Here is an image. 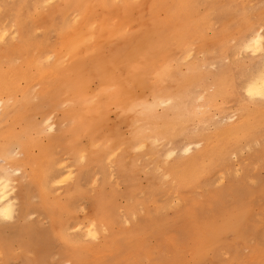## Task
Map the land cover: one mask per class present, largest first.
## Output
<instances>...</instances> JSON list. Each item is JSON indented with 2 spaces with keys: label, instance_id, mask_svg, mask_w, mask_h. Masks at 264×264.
I'll use <instances>...</instances> for the list:
<instances>
[{
  "label": "rangeland",
  "instance_id": "obj_1",
  "mask_svg": "<svg viewBox=\"0 0 264 264\" xmlns=\"http://www.w3.org/2000/svg\"><path fill=\"white\" fill-rule=\"evenodd\" d=\"M21 1L0 0V27L5 25L11 27L14 24V16ZM129 1L134 5L141 3V0ZM27 2L29 5L22 13V18H25L31 27L30 35L39 42L46 38L48 45L46 51L54 49L53 47L60 45L61 41L59 32L61 24L64 22L62 15L55 14L54 26L48 30L40 21H37L40 14L50 10V8L44 9L42 7L38 9V6L44 5L46 0H27ZM52 2L54 4L58 3L57 0H52ZM113 2V5L119 4L116 0H113ZM142 9L146 11V6H142ZM263 11L264 0H191L188 7L170 9L171 15L176 19L175 28L179 31L185 27L191 32L190 36L194 43L193 54L199 58L201 65L207 64L211 67L215 64L221 68L224 75H231L233 78L235 77L234 79L239 78L242 69L258 66L260 63V51L257 49L255 52L250 53L248 49L242 47L241 43L251 33V27H249L251 24L246 21L252 18L258 20L261 15H264ZM104 13H106L104 10L97 8L94 11V16L96 14L101 16ZM157 15L162 21H166L168 17V13L164 10ZM70 19L68 18L67 21ZM131 25L135 29V22ZM46 51L21 52L12 50L7 52L6 45L0 44V56H2L0 58V73L10 74L15 83L14 90L10 95H2L3 106H7L8 114L0 118V142L5 140L4 136L10 135L8 140L13 141V145L18 144L22 148V153H16L12 150L13 145H11L9 156L13 157V160L16 157L18 159L13 161L9 156H7L8 159L0 156V161H3L0 162L2 166H0V169L3 168L1 169V172H3L2 170L14 168L17 163L22 164L27 175L26 184L28 189L26 195L30 201L29 206L22 211L15 224L7 228L0 227V238L2 239H0V262H3V264H8L9 261L11 264H27L28 260L36 258L35 250L34 252L31 250L32 242L30 239L39 237L41 232H53L55 224L51 219L52 215L48 208L51 204L63 203L65 205L60 213L65 227L69 223L73 225L77 222L85 225L92 218L93 208L96 206L95 198L97 197H102L107 204H111L115 212L114 221H116V224L109 232L120 231L127 234L129 231H133L136 226H138L136 230H142L144 225L140 224L139 221L143 219L158 218L156 221H160L161 218L164 219V226L162 227L164 230L160 234L152 233L148 235L141 247V250L143 249L141 252L140 250L136 253L129 251L122 259L123 261L114 264H158V262L170 259L190 260L193 256L184 254L183 245L177 243V232L180 230L178 222L182 221L181 224L186 222L183 215L185 208L189 204L194 205L195 202L199 207L205 208L208 206L207 208L211 210L212 201L217 196H223L239 197L245 203L247 202L245 204V211L248 213L247 225H251L252 230L242 236V240L236 234L227 233L220 249L213 253L202 254L201 252L195 258L206 260L208 264H233L237 259H247L252 262L256 261L254 264H260L261 260L264 259V255H262L264 250L261 247L264 244L263 126L259 127L254 137L241 141L242 144L241 142L237 144L232 139L224 140L222 144L226 145L225 151L211 157L214 164H212L210 172L201 177L194 187L186 188L171 182L167 183L171 180L170 178L164 179V177L166 176L167 165L174 162V160L194 154L196 150L201 148L209 149L215 143V140L214 138L212 141L206 139L212 137L217 139L223 133L221 132L222 127L234 122L231 119V113L238 107L243 105L246 113L249 110L264 111V107L258 103L245 105L241 94L239 92L234 93L229 96L222 107L215 110L214 118L210 117L203 123H187L184 130L174 137L173 142L159 139L156 144L155 142L151 144V141L147 140L145 149H139L137 146L128 148L123 145L112 164H108L106 161L88 162L85 171L83 166L77 163V152L74 149L76 142L86 139L84 136L74 142L63 140V143H53L52 141L59 134V131L65 127L62 119V111L64 110L62 106L65 103L53 112L47 108V97L43 96L47 84L46 67H48L47 60H49ZM182 53L183 50L175 48L169 55L172 57L169 61L171 62L177 58L182 59ZM45 57L47 60L44 59ZM163 63L162 59L159 64ZM42 65L44 70L41 67ZM183 71L186 72L187 69L185 68ZM153 81L151 78L152 84ZM177 83H181L179 76H177L175 83H170V87L176 89ZM138 93L140 94V92ZM140 95L141 100L151 101L148 90ZM67 103L70 104L72 101ZM64 108L66 107L64 106ZM169 114L164 109L155 110V115L161 116L159 121L164 120ZM47 119L52 120L51 123ZM108 121L107 129L117 130L121 136H128L127 130L132 129L127 122L121 121L119 111L114 107H111ZM226 121L227 123H225ZM124 126H126V129ZM45 128L48 130L44 131ZM8 129L9 132H7ZM190 133L196 136L192 137L189 135ZM87 141L91 144L89 139ZM189 144L193 149L191 152L186 153L185 147ZM46 152L50 157L47 156ZM168 152L173 155L169 157ZM21 155L24 160L21 159ZM52 155L58 161H62V170L65 172L72 171V175L65 184L51 185L50 193H48L44 191L43 183L45 179L43 177L47 174L48 170L46 171L45 168L48 165L46 164L49 163L50 165ZM209 155V153H205L201 158H207ZM163 156L165 157L163 158ZM6 159L7 161H5ZM25 160L28 162L27 164H24L26 163ZM30 161L32 164L29 163ZM4 164L6 167L11 166L6 168ZM17 170L19 171V169ZM57 171L61 172V170ZM81 176L90 178V184H82ZM41 182L44 188L41 186ZM127 211L135 212L134 217L137 218V220H130L134 225L132 229L120 226L124 223L122 218H126ZM20 226H23L26 230H36V233H31L28 238L24 232H20L24 234L19 237V233L17 234L16 231L19 230ZM143 230L142 232H144ZM103 236L102 232L101 243L104 241ZM157 237L158 239H156ZM245 238H247L246 241ZM18 241L24 242L20 244ZM101 243L93 246L92 250L89 251L90 258L96 261L102 259L98 251ZM229 244L233 247H228ZM23 245L25 246L23 247ZM49 251V254L48 252L45 254L47 257H44V260L47 259L50 264H55L56 261L61 262V264H68L71 261L66 251L55 242Z\"/></svg>",
  "mask_w": 264,
  "mask_h": 264
},
{
  "label": "bare ground",
  "instance_id": "obj_2",
  "mask_svg": "<svg viewBox=\"0 0 264 264\" xmlns=\"http://www.w3.org/2000/svg\"><path fill=\"white\" fill-rule=\"evenodd\" d=\"M116 1L119 2L118 5H113V0H57L58 3H56V5L58 7H56L55 9L50 8L48 12L40 14L37 19V21H40L48 30H50L54 26L55 14L57 13L59 15H62L63 17L64 22H62L59 32V37L61 40L60 45L53 47L54 49H50L48 51H46V47L48 48L46 38H44L40 42L34 40L33 37L30 35L31 27L26 22V19L22 18V13L25 9L28 8L29 5L27 0H22L18 5V8L16 10L17 13L14 16V24L18 30L19 38L17 41L10 42L8 45H6L7 52L12 50L21 52H29L34 50L46 51L48 57H52L51 61L47 60L46 57L44 58L45 60H47L48 64H46L48 67H46V89L44 91V95H42L47 97V108L49 111L53 112L64 103V106L67 105L66 108L62 106L64 110L61 109L63 110L62 119L65 123V127L64 129H61L59 131V134L52 140L53 143H63V140L74 142L77 139H80L81 136H84L86 138L85 140L89 139L90 141H92V139H95L96 137L102 138L101 129L107 128V123H110V121H108V115L111 110V107H114L117 111H119V118H121V121L127 122L132 127V129L135 128L137 136L141 139V143L143 145L142 147L141 145L135 144L134 139L130 137L128 141L123 144L126 145L128 148L132 146H137V148L139 149H145L147 147V140H150L151 144H153V142H155L156 144V141H158L159 139L168 142H173L174 137L177 134L181 133L187 125V122H179L178 114L175 113H170L164 120L159 121V119H161V116H156L155 111H146L143 108L139 107L134 108L133 101L139 100L143 104L150 105L153 102V84L151 83V78L155 80V73L152 70L160 65L159 62L162 59L164 63L170 62L169 59L171 60L172 57L169 55L175 48H179L180 50L184 51V47L186 45H176L172 43L169 39V37H171L173 33L178 31L177 28H175L176 19L174 16L171 15L170 9H173L176 5H183L184 7H188L191 0H141V3L137 5L132 4L129 0ZM77 4L95 6L88 9V15L91 17L92 24L96 26L95 29H93L90 25L88 27H85L83 23L79 24L78 26L73 25L72 17L74 16V9L59 7L62 5ZM142 6H146V11L142 9ZM97 8L104 10L106 13L101 16L97 14L94 16V11ZM163 10L168 13L166 21L160 20L157 15L160 11ZM68 18L71 19L67 21ZM134 22L135 29L131 27V24ZM69 23L71 24L69 25ZM249 27H251V25ZM179 31L185 32L189 35L191 33L189 32V29L185 27ZM28 37H30V40H27L26 42V38ZM261 39H264V37L261 36L259 30H256L255 34L251 32L250 36L244 42H242L241 45L243 48L248 49V44L250 42L259 41ZM261 46H257V49L259 50V47ZM237 47L240 48L239 46ZM0 58H2V56H0ZM133 64L136 65L140 69V71L134 74L131 79L125 81L126 91L124 92V94L106 92L101 90V88L104 87V84H101L102 80L107 81L113 77L119 78L121 73H123V75L125 76H128V69ZM41 67L44 70L43 65ZM175 81H177V77L175 78ZM38 82H40V80H38ZM188 82L189 81H181L180 84L177 83L176 90L183 89L187 86ZM14 84V79L10 74L0 73V100H2L3 94L10 95L13 92ZM98 84L100 85V88H97ZM217 86L218 88L222 87L223 82L218 81ZM258 86L259 85L257 84V87ZM146 90L150 92V102L146 100H141L142 97L140 94H143ZM138 92H140V94ZM84 96L94 97V102L80 103ZM69 101H72V103L68 104L67 102ZM0 108V118H3L5 115L8 114V108L7 106L4 107L3 105L0 106ZM51 121L49 122L51 123ZM166 125H170L171 130H169ZM260 126H263L264 128L263 110H249L246 113V116L243 121H234L233 123L226 124L222 127L221 132L223 133L220 134L217 139L215 137L206 139L208 141H212V139L214 138L215 140V143L209 149H198L194 154L176 159L171 164H168L166 167L165 175L170 178L171 181L167 183L171 182L177 186H183L186 188L194 187L201 177L210 172L211 166L212 164H214L213 158L211 157L219 155L223 151H225L226 145L222 144L224 140H227L224 137V132L230 133V138L228 139H232L237 144H240L241 141L249 140L254 137L257 134ZM108 130L111 133L118 132L117 130ZM7 132H9V129ZM10 133L12 132L10 131ZM189 135L192 137L196 136L193 133H190ZM8 136L10 135L4 136L5 140L0 142V156L5 158L9 156L11 148L10 146L13 145V141L8 140ZM113 139L115 140L116 137L113 136ZM17 143H19V141H17ZM96 143H100V140L96 139ZM192 149L193 147L189 144L185 147V152L189 153ZM205 153H209L210 155L207 158H201ZM47 156L50 157L49 154H47ZM47 156L46 159L48 158ZM164 157L165 156H163V158ZM7 159L5 161H7ZM16 159L18 158L16 157ZM16 159L12 160L15 161ZM56 161L57 158L52 155L50 159V165L49 163L46 164L49 168L47 169L46 167L45 170L48 171H43L47 173L45 176L46 178L43 177L44 175L42 176L43 179L50 181V183L47 184V189L44 190L48 193H50L51 185L56 184L55 181L51 179V177H58L61 172H63L64 174H69L70 172L72 174V171H63L62 168L55 163ZM102 161L106 160L103 158V154L101 153L89 162L99 163ZM61 162L59 161L60 165ZM27 163L28 162L24 164ZM57 170H61V172L59 173ZM43 172L42 174H44ZM45 196H47V194H45ZM101 203L109 209L110 214L109 222L98 223L96 229L101 234L105 227L108 228V236H103L104 241L102 243L100 242L101 245L98 248V251L102 256L101 261H96L95 259L90 258L89 251L92 250L91 248L66 251L71 261L80 260L90 262V264L119 263V261H123L122 259L125 258L127 252L133 251L136 253L139 250L141 252L143 250H141V247L142 245H144L143 243L148 235L152 233L160 234L164 230V228H162L164 226V219L161 218L160 221H156V219L158 218L155 217L156 219H143L141 221H139L140 219L138 220L140 224L144 225L142 227V230L145 229L143 230L144 232H142V230H136L138 226H136L133 231H129L127 234H124L120 231L109 232L113 229V224L111 221L115 220V212L111 204H107L102 199V197L95 198L96 206L93 208V215H91L92 218L89 220L95 218V209ZM193 204L194 206H198L197 204H195V202ZM48 208L50 209L52 215L51 219L53 220L54 224L57 225L59 222L62 221L60 213L65 208V205L63 203H55L51 204V206ZM125 215L126 217H134L135 212L133 213L127 211ZM247 218L248 213L245 211L244 218L240 227L237 230H233L231 232L233 234H236L237 237H241V240L242 236H245L252 230V228L250 227L251 225H247ZM134 219L137 220V218L135 217ZM88 222L85 225H82L80 222H77L73 224V226L80 228L81 234L86 236L87 228L91 226ZM181 222L182 221H180V223L178 222V224L180 225ZM16 232L17 234L19 233V237H21L25 233V235L29 238V235L31 233H36V230H26L23 226H20L19 230ZM225 234H227V232ZM156 239H158V237ZM246 239L247 238H245V241ZM30 241L32 242V246L30 245L31 250L33 252L35 250L36 252V258L33 260H44V257H47L45 256V254L47 252L49 254V250L55 242L53 239V232H41L39 237L32 238L30 239ZM18 242L22 244L24 241ZM222 242L224 243V239L214 250H205L202 251V254H206L207 252H216L222 247ZM24 246L25 245H23V247ZM228 247L232 248L233 246L229 244ZM30 261L32 260H28L27 264H29Z\"/></svg>",
  "mask_w": 264,
  "mask_h": 264
},
{
  "label": "snow or ice",
  "instance_id": "obj_3",
  "mask_svg": "<svg viewBox=\"0 0 264 264\" xmlns=\"http://www.w3.org/2000/svg\"><path fill=\"white\" fill-rule=\"evenodd\" d=\"M55 9L58 7L52 0H46L38 9ZM59 7L74 9V16L72 17L73 25L83 23L85 27L89 25L95 29L92 24L91 17L88 15V9L95 7L93 5L77 4V5H62ZM175 7H184L183 5H176ZM251 24V32L255 34L256 29L262 37H264V15H261L258 20L252 18L246 21ZM19 38L18 30L15 24L11 27L5 25L0 27V44L8 45L10 42H15ZM172 43L176 45H186L182 53L183 58H177L171 62H165L154 68L155 80L153 81V97L150 105L143 104L139 100L133 101V106L143 108L146 111H155L156 109H164L166 112L178 114L179 122H187L195 124L196 122L203 123L210 117H215V110L222 107L230 95L239 92L245 105L260 104L264 107V39L259 41H252L248 44V51L255 52L257 46L261 53L260 63L258 66H251L242 69L239 73V78L234 79L231 75H224L221 68L213 64L209 67L207 64L201 65L199 58L193 54L194 43L189 34L177 31L169 37ZM30 40V37L26 38ZM49 61L52 57H48ZM175 65V67H173ZM187 71H183V69ZM140 69L136 65H132L128 69V76L120 74L119 78H111L107 81H101L104 87L102 91L124 94L126 91L125 81L138 73ZM179 76L181 81H189L187 86L181 90H176L170 87V83H175V78ZM217 81H222L223 86H217ZM257 84L259 85L257 87ZM100 88V85H97ZM94 97L84 96L80 103H93ZM3 101L0 100V106ZM67 107V105H65ZM246 116L244 106L238 107L231 113L232 121L241 122ZM118 123V120L116 121ZM227 123V121L225 122ZM126 129V126H124ZM166 127L171 130L170 125ZM48 129H44L47 131ZM162 130V129H160ZM128 136H121L120 133H111L107 128L101 129V137L92 139L91 144L87 140L78 141L74 147L77 152V163H80L86 171V166L89 161L96 158L99 154H103V158L108 164L114 162V158L118 156L122 145L126 143L129 137L134 139L135 144L143 146L141 139L137 136L135 128L127 130ZM113 136L116 139H113ZM225 139L230 138V133L224 132ZM96 139L100 143H96ZM12 150L16 153H22L19 145H13ZM139 150V149H137ZM173 154L169 153V157ZM21 159L23 156L21 155ZM32 164V162H29ZM61 168L63 165L55 162ZM34 166V165H33ZM19 169V171H17ZM71 173L65 175L63 172L58 177H51L56 184H65L71 178ZM98 179V177H97ZM164 179H168L167 176ZM27 175L23 170L22 164L17 163L14 168L5 169L0 172V227L7 228L15 224L20 218L22 211L30 204L25 195L28 186L26 184ZM75 182V181H73ZM90 178L81 176L82 184H90ZM49 180H45L44 187L47 189ZM245 203L239 197H223L217 196L212 201L211 210L207 207L201 208L199 206L188 205L183 215L186 222L178 225L180 229L177 232V243L183 245V251L186 255L193 256L190 260H166L158 262V264H208V261L195 258L202 251H212L219 246L225 237V233H231L237 230L244 218ZM110 219L109 209L100 204L95 209V218L89 220L90 227L87 228V235L81 234V229L68 224L65 227L61 221L54 226L53 239L65 251H73L78 249H89L101 242V234L96 230L98 223H108ZM124 223L120 225L128 229L133 228L130 220L134 217L122 218ZM115 226L116 221H111ZM103 234L106 237L108 228H104ZM264 250V244H262ZM264 255V251H262ZM3 264V262H0ZM8 264H11L9 261ZM29 264H50L49 261L43 259H36L29 262ZM55 264H61L56 261ZM68 264H90L85 261H69ZM233 264H254V262L247 259H240L233 262ZM260 264H264V259Z\"/></svg>",
  "mask_w": 264,
  "mask_h": 264
}]
</instances>
